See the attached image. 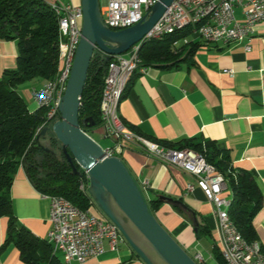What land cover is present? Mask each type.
Listing matches in <instances>:
<instances>
[{
    "label": "crops",
    "instance_id": "obj_1",
    "mask_svg": "<svg viewBox=\"0 0 264 264\" xmlns=\"http://www.w3.org/2000/svg\"><path fill=\"white\" fill-rule=\"evenodd\" d=\"M45 1L80 5V0ZM191 38L198 46L179 66L169 69L158 62L146 63L147 71L141 73L142 64L138 65L121 96L118 115L131 131L159 144L185 139L212 142L226 151L234 167L249 171L262 196L252 222L264 250V21L255 25L249 51L244 49L245 42L220 45L195 35ZM61 41L64 47V34ZM16 55V43L0 39V77L5 69L15 67ZM44 83L36 78L17 89L30 112L38 109L32 90ZM88 134L95 141L94 134L108 140L101 125L89 129ZM40 144L50 147L45 137L40 138ZM115 156L121 158L137 185L145 187L142 191L147 199L161 201L154 212L156 219L187 252L198 251L202 236L211 238V249L216 245L214 207L196 186L193 175L131 143L124 142L121 153ZM189 184L193 185L191 190ZM10 195L17 221L37 238L47 240L49 199L35 189L22 165L15 172ZM224 195L231 197L227 188ZM167 198L180 200L183 206ZM93 212L100 213L96 206ZM194 218L207 233L194 230ZM7 223V217L0 216V264H26L16 246L5 243ZM53 254L64 264H145L125 239L115 250L104 241V252L82 263L65 262L59 251Z\"/></svg>",
    "mask_w": 264,
    "mask_h": 264
},
{
    "label": "trees",
    "instance_id": "obj_2",
    "mask_svg": "<svg viewBox=\"0 0 264 264\" xmlns=\"http://www.w3.org/2000/svg\"><path fill=\"white\" fill-rule=\"evenodd\" d=\"M180 31L162 40L142 43L138 50L140 63L158 62L171 69L189 59L198 45L189 41L180 47H173L172 41L188 35L187 29ZM0 39L14 41L17 46L15 67L5 69L0 77V216L7 217L8 221L5 243L12 242L26 264H64L52 253V246L47 240L37 238L17 221L10 195L15 172L22 165L30 182L41 194L63 196L82 209L95 206L91 197L79 189L84 171L74 160L78 174L72 171L61 147L59 153L55 150L59 141L52 132L47 133L51 151L32 144L37 128L47 121V109L38 108L30 112L17 91L24 82L39 78L46 83L58 75L59 31L55 8L45 0H0ZM109 61L110 58L107 59L96 49L89 64L78 113L80 127L86 133L92 127L101 125L99 104ZM85 118H90L88 122L92 121L93 125H86ZM192 140L164 141L160 145L193 149L214 165L231 194L230 219L243 239L258 241L252 219L262 205V196L253 175L234 167L226 151L216 144ZM141 192L149 211L154 214L161 201L147 199ZM196 228L199 234L208 232L201 224ZM211 250L216 263L223 264L218 247L214 245ZM261 252L264 254L262 246Z\"/></svg>",
    "mask_w": 264,
    "mask_h": 264
},
{
    "label": "built area",
    "instance_id": "obj_3",
    "mask_svg": "<svg viewBox=\"0 0 264 264\" xmlns=\"http://www.w3.org/2000/svg\"><path fill=\"white\" fill-rule=\"evenodd\" d=\"M157 1L159 0H103L100 7L102 22L113 30L133 26L150 11ZM56 7L60 10L61 21L64 24L63 75L59 82L48 80L45 86L32 90V97L38 108L50 107V119L43 122V127L50 126L60 117L58 107L81 37L83 15L81 6L56 3ZM203 13H210V21H207L205 27L180 38L178 43L172 44L173 47H180L182 44L193 41L191 36L195 35L206 43L220 45L245 42L244 49L249 51L254 27L257 23L264 21V0H173L142 39L162 40L164 39L162 31H169L171 35L172 26L191 24ZM134 46L124 54L110 56L104 76L99 115L104 138L110 141V145L102 147L105 156L119 155L122 144L131 143L149 156L166 164L175 165L193 175L196 186L214 207L215 244L223 264H264L257 258L255 261H248L247 257H243V249L235 243L226 227H222L221 204H226L227 201L224 195L226 184L218 181L211 164L204 156L193 149L183 150V148L163 147L154 141L144 142L141 140V135L131 131L121 119H114L111 103L117 91V84L121 83L122 76L132 63H140L139 57H135ZM146 71L147 66L142 64L141 73ZM88 187V175L84 172V175L80 177L79 189L87 194ZM139 188L144 190L145 187ZM187 188L191 190L193 185L189 184ZM46 196L49 199L51 223L47 234L55 241V252L52 253L61 252L65 262L82 263L90 257L103 253L104 241H107L110 248L115 250L118 242L124 240V238L114 239L112 234L114 223L101 212L99 214L93 212L95 206L82 209L63 196ZM250 253H253L251 249ZM192 258L198 264L205 263L198 251L192 255Z\"/></svg>",
    "mask_w": 264,
    "mask_h": 264
},
{
    "label": "water",
    "instance_id": "obj_4",
    "mask_svg": "<svg viewBox=\"0 0 264 264\" xmlns=\"http://www.w3.org/2000/svg\"><path fill=\"white\" fill-rule=\"evenodd\" d=\"M173 0H159L133 26L113 30L102 22L99 0H80L81 37L76 47L71 72L59 104V119L44 126L33 139L35 147L50 131L72 171L75 163L88 175V193L99 211L111 220L124 239L145 264H198L176 239L159 223L145 202L142 192L119 156L106 157L102 146L81 129L78 119L80 99L90 61L96 49L112 55L126 53L142 41ZM103 3V2H102ZM90 118L86 125L92 126ZM74 160V162H73ZM164 198V197H163ZM183 206L180 200L166 199ZM198 222L194 218V230Z\"/></svg>",
    "mask_w": 264,
    "mask_h": 264
},
{
    "label": "bare ground",
    "instance_id": "obj_5",
    "mask_svg": "<svg viewBox=\"0 0 264 264\" xmlns=\"http://www.w3.org/2000/svg\"><path fill=\"white\" fill-rule=\"evenodd\" d=\"M53 7L55 8L56 13L58 15L59 70H58V75L56 76V78L54 80H51L50 82H59L63 75V64L65 62V51H64V47L61 41V35L64 34V24L61 21V14H60L59 8L56 7V4H53ZM207 21H210V13H203L197 19H195V21L192 22L191 24L172 26L171 34L176 33L177 31H180V30H185V29L188 30V33L198 32L200 28L205 27V24L207 23ZM168 35H169V31H162V38H165ZM149 40H153V38H144L138 44H135L134 46L135 57H139L138 50L141 44ZM179 41L180 39H176L172 41V44L178 43ZM139 64L140 63H132L130 67H128V69L125 71L124 75L122 76L121 83L117 84V91L114 94V97L111 103V110H112V115L114 119H120L118 115V105H119L121 96L129 80V77L131 76L133 72H135ZM47 83L48 82L44 83L43 86H45ZM43 108L47 109L46 119L47 121H49L50 107H43ZM42 127H43V124L37 128V132H39ZM141 140L144 142H152V140H149L142 135H141ZM183 150H191V149L183 148ZM106 157H111V156H106ZM211 168H213L218 181L225 183V180L223 179L222 174L215 169L214 165L211 164ZM87 194L89 195L88 190H87ZM229 206H230V199L227 197L226 204H221L222 227H226L227 231H229L230 236L235 241V243H237V245H239L243 249V257H247L248 261H255V258H257L258 260L262 261V263H264V254L261 252V245L259 244L258 241L247 242L245 239L241 237L239 231L237 230L232 220L230 219L229 212H228ZM112 234H114V239L124 238L115 224H113V227H112ZM47 241L51 244L53 252H55V241L51 239L48 236V234H47ZM250 249L252 250L253 253H250Z\"/></svg>",
    "mask_w": 264,
    "mask_h": 264
},
{
    "label": "rangeland",
    "instance_id": "obj_6",
    "mask_svg": "<svg viewBox=\"0 0 264 264\" xmlns=\"http://www.w3.org/2000/svg\"><path fill=\"white\" fill-rule=\"evenodd\" d=\"M102 2H103V0H99L100 7H102V4H103ZM182 31H180V32H182ZM94 136L97 139V141L101 144L102 147H106V146H108L110 144V141L109 140H104L99 134H94ZM44 137L48 139L49 138V135L47 134ZM60 147H61L60 146V143L56 142V144H55V150L58 153L60 152ZM211 245H212V240H211V238L209 236H202V237L199 238V248H198V251L200 252V254L202 255V257L205 260V263L204 264H215L216 263L215 260H214V256H213L212 250H211ZM188 252L191 253V255H192V252L191 251L188 250Z\"/></svg>",
    "mask_w": 264,
    "mask_h": 264
}]
</instances>
